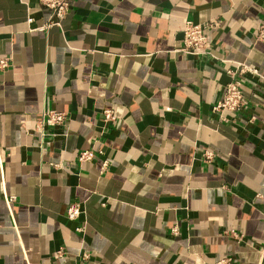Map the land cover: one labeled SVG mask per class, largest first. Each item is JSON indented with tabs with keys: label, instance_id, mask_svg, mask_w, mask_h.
Instances as JSON below:
<instances>
[{
	"label": "crops",
	"instance_id": "crops-1",
	"mask_svg": "<svg viewBox=\"0 0 264 264\" xmlns=\"http://www.w3.org/2000/svg\"><path fill=\"white\" fill-rule=\"evenodd\" d=\"M214 18L213 57L180 52ZM53 22L0 0V264H264V0H73ZM237 63L260 76L226 122ZM48 110L68 120L43 138Z\"/></svg>",
	"mask_w": 264,
	"mask_h": 264
},
{
	"label": "built area",
	"instance_id": "built-area-1",
	"mask_svg": "<svg viewBox=\"0 0 264 264\" xmlns=\"http://www.w3.org/2000/svg\"><path fill=\"white\" fill-rule=\"evenodd\" d=\"M39 2L52 10L54 16V25H60L65 16L70 11L73 0H39ZM222 27V20L219 18L211 19L205 23H194L191 20H186L183 29V41L182 49L180 52L196 57L198 59H204L207 57H213L212 54V41L210 38V33L217 31ZM258 40H264V23L261 25L258 35ZM11 65V59L9 57L0 56V70L8 69ZM228 75L230 77V82L225 87V92L222 99L213 108V112L220 115L223 121H230L226 114H233L242 111L247 104V101L243 94V79L246 75H256L260 76L257 69L246 65L244 63H237L235 69L228 70ZM104 118L106 122L113 123L116 121V117L111 110L104 111ZM68 120V116L64 112H58L53 110H48L43 113L42 120L38 126V134L45 138L47 136L46 129L48 127H59L63 126ZM254 120V118L252 119ZM102 154V153H101ZM95 158V153L93 151H84L79 155V162L85 163L92 161ZM204 159L207 162H211L214 159V154L212 152L204 153ZM109 162L104 161L101 172L108 171ZM83 214L82 205L79 203L71 204L66 212V216L71 221L78 220ZM84 227H80L78 231L83 232ZM176 233L177 230L175 229ZM232 236L238 238L239 235L232 231ZM62 255V252L55 254L56 257ZM87 258L88 255H84ZM218 264H224L220 262Z\"/></svg>",
	"mask_w": 264,
	"mask_h": 264
}]
</instances>
